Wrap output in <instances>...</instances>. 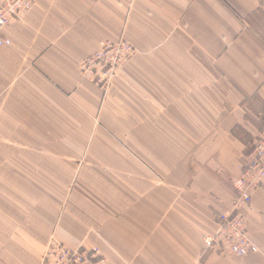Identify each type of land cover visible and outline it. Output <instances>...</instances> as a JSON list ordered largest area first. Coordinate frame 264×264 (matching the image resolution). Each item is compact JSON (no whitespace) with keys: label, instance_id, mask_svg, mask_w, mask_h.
<instances>
[{"label":"crops","instance_id":"obj_1","mask_svg":"<svg viewBox=\"0 0 264 264\" xmlns=\"http://www.w3.org/2000/svg\"><path fill=\"white\" fill-rule=\"evenodd\" d=\"M1 35L0 264L52 237L107 264H264V184L258 251H202L262 127L264 0H32ZM121 38L136 55L103 92L78 67Z\"/></svg>","mask_w":264,"mask_h":264},{"label":"built area","instance_id":"obj_2","mask_svg":"<svg viewBox=\"0 0 264 264\" xmlns=\"http://www.w3.org/2000/svg\"><path fill=\"white\" fill-rule=\"evenodd\" d=\"M32 0H0V48L10 46L2 37V31L12 25L31 8ZM136 55L135 48L121 38L117 42H105L94 54L79 64L83 79L92 82L106 92L113 80L120 76L125 64ZM264 184V118L251 150L240 163V172L232 180L235 198L231 206L214 216L215 231L203 238L204 250L222 257L243 258L257 252L251 241L242 211L250 205L252 194ZM41 264H107L97 248H69L51 240L43 254Z\"/></svg>","mask_w":264,"mask_h":264},{"label":"rangeland","instance_id":"obj_3","mask_svg":"<svg viewBox=\"0 0 264 264\" xmlns=\"http://www.w3.org/2000/svg\"><path fill=\"white\" fill-rule=\"evenodd\" d=\"M249 110V109H248ZM246 111V115H252V113L250 112L249 113V111ZM263 118H264V114L261 116V118H258V122L260 121H263ZM254 141V140H253ZM253 141L249 144V147H248V151H250L251 150V146H252V144H253ZM248 151H247V153H248ZM80 163H77V165H75V166H71V167H73L74 168V172L75 173H85V174H87L88 172H89V169H90V165H87V164H84L83 162H84V158H82V160H80L79 161ZM68 166H66V168H67ZM51 168H53V169H56V166H51L50 167V171H52L51 170ZM67 172V171H66ZM244 212V210L242 211V213ZM243 216L245 217V215H244V213H243ZM245 220H246V217H245ZM53 239V237L52 238H50V240H49V243L51 242V240ZM53 240H56L55 238L53 239ZM56 241H58V240H56ZM59 242V241H58ZM82 246H79V247H77V248H81ZM47 248H48V246L46 247V249L43 251V252H41V253H39L37 256H36V260H34L33 261V264H41V261H42V257H43V254L46 252V250H47ZM202 251H203V254H208L209 252H207V251H205L204 250V244H203V248H202Z\"/></svg>","mask_w":264,"mask_h":264}]
</instances>
